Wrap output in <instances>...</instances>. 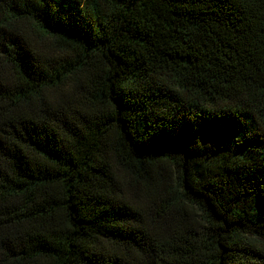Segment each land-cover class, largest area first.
I'll return each mask as SVG.
<instances>
[{"label": "trees", "instance_id": "1", "mask_svg": "<svg viewBox=\"0 0 264 264\" xmlns=\"http://www.w3.org/2000/svg\"><path fill=\"white\" fill-rule=\"evenodd\" d=\"M0 264H264V0H0Z\"/></svg>", "mask_w": 264, "mask_h": 264}]
</instances>
